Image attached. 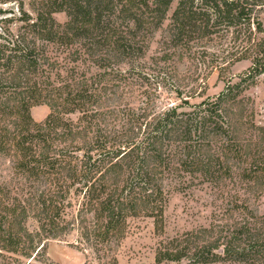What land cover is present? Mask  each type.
<instances>
[{
    "label": "trees",
    "instance_id": "1",
    "mask_svg": "<svg viewBox=\"0 0 264 264\" xmlns=\"http://www.w3.org/2000/svg\"><path fill=\"white\" fill-rule=\"evenodd\" d=\"M32 10L34 16L22 19L18 33L0 41V155L16 146L29 168L33 162L38 168L51 165L68 188L75 186L78 201L70 219L65 209L70 205L60 207L57 201L66 200L68 189L56 201L39 195L20 202L9 225L0 219L5 223L0 224V248L7 246L31 264L42 260L44 238L76 230L100 264L114 263L129 217L158 211L171 192L210 184L226 202L222 215L171 238L165 256L190 264H264V212L255 205L264 195V124L252 118L255 101L245 94L264 73V25L258 18L264 0H39ZM57 11L68 17L62 25ZM161 30L164 46L149 57L151 39ZM64 37L79 42L84 55L101 68L126 64L127 77L117 70L118 80L137 72L148 81L152 75L160 86L171 77L170 92L187 103L203 96L207 83L195 70L179 74L176 60L184 64L186 58L198 66L200 57L211 55L213 70L225 54L231 57L228 64L250 60L251 65L239 82L189 109L174 103L121 117L106 105L118 84L90 89L87 72L73 70L67 105L93 107L91 115L50 131L58 147L47 129L39 128L38 144L15 140L22 126L19 112L37 101L54 112L62 109L55 90L44 93L37 82L45 67L56 66L48 43ZM75 54L79 61L83 54ZM113 115L119 128L106 123ZM31 213L38 221L36 231L25 223Z\"/></svg>",
    "mask_w": 264,
    "mask_h": 264
},
{
    "label": "rangeland",
    "instance_id": "2",
    "mask_svg": "<svg viewBox=\"0 0 264 264\" xmlns=\"http://www.w3.org/2000/svg\"><path fill=\"white\" fill-rule=\"evenodd\" d=\"M38 2L39 0H0V41L1 37H11L22 29L25 23L22 19L28 15L34 16L32 7L37 6ZM175 6L176 2L172 4L169 15ZM54 16L61 25L68 19L64 11H57ZM258 16L264 25V10L260 11ZM168 23L169 20H166L165 25ZM163 34L161 30L151 39V46L147 54L149 57H156L161 46H164L162 45ZM76 51L83 54L79 61L74 60ZM211 53L215 54L213 51ZM48 54L56 66L45 67L44 72L39 76L37 88L45 89L44 93L49 89L55 90L62 109L59 112H54L47 103L37 101L28 110L18 113L22 126L15 140H24L28 145H33V140L38 135L40 128L44 131L48 130L50 141L58 147L60 142L51 139L50 131L61 129L70 123H80L91 115L93 107L83 104L67 105V93L72 88L73 70L87 72L90 76V89H96L98 83H101L99 87L104 84H118L120 87L114 88L117 90L116 96L111 102H106V105H111L119 110L118 115L121 117L123 112L139 113L143 108L151 110L157 107H167L174 103L181 105L179 106L180 110L189 109L191 106L214 98L227 84L239 82L248 73V67L251 65L250 60L228 64L225 61L231 57L230 55L226 57L225 54H220L213 70H211L213 65L211 55L200 57L198 66L190 64L192 61L186 58L184 64L179 59L176 60L173 65L177 66L176 71L179 74H183L189 69L192 72L195 70L207 83L204 95L190 98L187 103L179 100L170 92L173 83L171 77L164 79V83L160 86L152 75L148 81L138 76L137 72L131 74L127 72L130 74V78L124 79L125 81L118 80L115 76L117 70L122 71V74L127 77L125 72L128 67L126 64L114 66V69L101 68L84 55L80 43L71 37L50 41ZM215 56L217 57V55ZM173 70L174 68H172ZM148 72L153 74L156 71L153 69ZM41 93L43 94V92ZM245 94L255 101L253 113H251L252 118L256 123L264 124V73L259 76L258 84L247 89ZM8 119L9 117H6V122ZM106 123L110 127H120V121L115 115L107 118ZM34 141L37 144L39 142V140ZM37 147L34 148L35 153H37ZM22 153L16 146H12L7 155H0L1 221H5L6 225H9L20 202H25L32 196H35L34 199H40L42 196L43 199L56 201V195L65 189L69 190L66 200L63 203L57 201L60 207L70 205L65 208L68 213L66 218L70 219L74 215L78 201V196L74 194L75 186L72 185L68 188L69 184H66V181L56 173L51 165L38 168L37 164L33 162L31 166L33 168H29L31 164ZM32 154L33 152L28 157ZM217 193L218 189L210 184H204L184 192H171L163 203V207L158 211L129 217L127 235L114 254L116 261L108 264H190L184 258L179 260L167 258L164 250L171 238L200 226H208L215 217L222 215L223 205H227L225 201L217 197ZM255 205L258 206L256 207L259 209V213L264 212V195ZM1 221L0 224L4 225L5 223H1ZM25 223L31 231L38 229V221L33 213ZM43 245L40 258L42 260H33L31 264H100L95 254L80 243L76 230L66 235L44 238L39 244V248ZM6 249L7 246L0 248V264H18L17 259H21L25 264L29 260Z\"/></svg>",
    "mask_w": 264,
    "mask_h": 264
}]
</instances>
